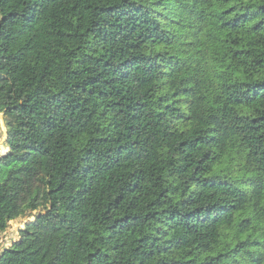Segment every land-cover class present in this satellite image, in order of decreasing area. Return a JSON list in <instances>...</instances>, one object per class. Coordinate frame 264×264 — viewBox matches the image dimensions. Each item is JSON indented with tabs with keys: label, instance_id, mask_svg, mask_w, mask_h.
<instances>
[{
	"label": "trees",
	"instance_id": "obj_1",
	"mask_svg": "<svg viewBox=\"0 0 264 264\" xmlns=\"http://www.w3.org/2000/svg\"><path fill=\"white\" fill-rule=\"evenodd\" d=\"M0 264H264V0H0Z\"/></svg>",
	"mask_w": 264,
	"mask_h": 264
},
{
	"label": "rangeland",
	"instance_id": "obj_2",
	"mask_svg": "<svg viewBox=\"0 0 264 264\" xmlns=\"http://www.w3.org/2000/svg\"><path fill=\"white\" fill-rule=\"evenodd\" d=\"M6 124L4 120V115L0 111V152L5 151L4 146H5V140H6ZM34 216H29V217H20L18 219H15L10 222L9 227L1 233L0 235V251L4 247H8L11 245V243L15 240H17L20 236V230L25 227V223L28 222L29 220H33Z\"/></svg>",
	"mask_w": 264,
	"mask_h": 264
},
{
	"label": "crops",
	"instance_id": "obj_3",
	"mask_svg": "<svg viewBox=\"0 0 264 264\" xmlns=\"http://www.w3.org/2000/svg\"><path fill=\"white\" fill-rule=\"evenodd\" d=\"M4 150H6V149H5V146H4Z\"/></svg>",
	"mask_w": 264,
	"mask_h": 264
}]
</instances>
